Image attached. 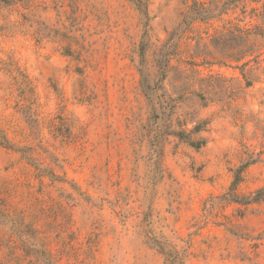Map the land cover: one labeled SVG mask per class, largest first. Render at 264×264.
<instances>
[{
  "label": "rangeland",
  "instance_id": "374dc122",
  "mask_svg": "<svg viewBox=\"0 0 264 264\" xmlns=\"http://www.w3.org/2000/svg\"><path fill=\"white\" fill-rule=\"evenodd\" d=\"M198 1L0 0V264H264V0Z\"/></svg>",
  "mask_w": 264,
  "mask_h": 264
},
{
  "label": "trees",
  "instance_id": "16d2710c",
  "mask_svg": "<svg viewBox=\"0 0 264 264\" xmlns=\"http://www.w3.org/2000/svg\"><path fill=\"white\" fill-rule=\"evenodd\" d=\"M192 6H194V9H196V12H194L195 14H194V16H193V20H196V19H198V20H206L207 18H208V16H210L209 15V12H207L208 11V9H207V7H205L204 6V2H200V1H198V0H193V5ZM235 30L236 31H238L240 34L242 33V32H244L245 34H247V37H249L251 34H252V32L251 31H248L247 29L246 30H243V29H241V28H239V27H235ZM240 36V35H239ZM248 40V39H247ZM253 44L251 45V46H249L248 48H246L244 51H240V52H238L234 57H233V59H234V61H236V62H239L241 59H243V57L246 55V53H248V52H253L254 50V48H253ZM238 174L235 176V179H234V181H233V186L237 183V181H238Z\"/></svg>",
  "mask_w": 264,
  "mask_h": 264
}]
</instances>
